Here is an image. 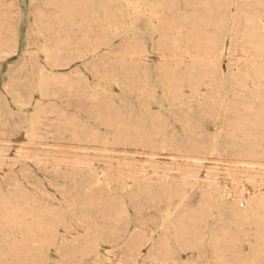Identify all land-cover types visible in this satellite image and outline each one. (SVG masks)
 Returning a JSON list of instances; mask_svg holds the SVG:
<instances>
[{"label":"rangeland","instance_id":"rangeland-1","mask_svg":"<svg viewBox=\"0 0 264 264\" xmlns=\"http://www.w3.org/2000/svg\"><path fill=\"white\" fill-rule=\"evenodd\" d=\"M0 137V264H264V0H0Z\"/></svg>","mask_w":264,"mask_h":264},{"label":"bare ground","instance_id":"bare-ground-1","mask_svg":"<svg viewBox=\"0 0 264 264\" xmlns=\"http://www.w3.org/2000/svg\"><path fill=\"white\" fill-rule=\"evenodd\" d=\"M169 2H170V1H169ZM154 5H155V6H152L153 8L157 7V4H154ZM166 5H167V3H166ZM163 6H164V5H163ZM156 9H157V8H156ZM164 9H165V8H164ZM164 9H162V10H164ZM162 10H161V11H162ZM168 10H169V9H168ZM171 10H172V9H171ZM154 11H155V9H154ZM173 11H174V9H173ZM158 12H159V11H158ZM163 13H164V11H163ZM132 15H133V14H132ZM167 15H168V14H166V16H167ZM121 16H122V15H121ZM153 16H154V15H153ZM156 17L159 18L158 15H157ZM167 17H168V16H167ZM167 17H166V18H167ZM131 18H132V17H131ZM150 18H152V17H150ZM158 18H157V19H158ZM129 19H130V18H129ZM170 19H172V18H170ZM55 20H56V19H55ZM119 20H120V18H119ZM154 20H155V19H154ZM167 20H168V19H167ZM173 20H175V19L173 18ZM135 21H136V20H135ZM156 21H157V20H156ZM159 21H160V19H159ZM159 21H158V22H159ZM162 21L164 22V20H162ZM122 22H124V20H122ZM129 22H130V21H129ZM149 22H151V21H148V23H149ZM158 22H157V23H158ZM160 22H161V21H160ZM163 22H162V23H163ZM169 22H170V21H169ZM169 22H167V23H169ZM148 23H147V24H148ZM167 23H166V24H167ZM171 23H172V22H171ZM128 24H129V23H128ZM131 24H132V23H131ZM133 24H134V23H133ZM159 24H160V23H159ZM164 24H165V23H164ZM150 25H153V24L151 23ZM159 26H160V25H159ZM114 27H115V26H114ZM185 27H186V26H185ZM119 28H120V27H119ZM161 28H164V27H161ZM166 28H167V27H166ZM171 28H172V25H171ZM152 29H153V27H152ZM158 29H159V27H158ZM168 29H169V28H168ZM155 30H156V29H155ZM162 30H163V29H162ZM169 30H170V29H169ZM203 30L206 31L205 29H203ZM203 30H202V31H203ZM258 30H259V29H258ZM114 31H115V30H114ZM167 31H168V30H167ZM152 32H153V31H152ZM154 32H155V31H154ZM114 33H115V32H114ZM116 33H117V32H116ZM118 33H119V32H118ZM118 33H117V34H118ZM158 33H159V32H158ZM161 33H162V31H161ZM205 33H206V32H205ZM96 34L98 35V33H96ZM152 34H153V33H152ZM159 34H160V33H159ZM162 34H163V33H162ZM84 35H85V34H84ZM100 35L102 36V33H100ZM118 35H119V34H118ZM163 35H164V34H163ZM205 35H208V34L206 33ZM93 36H94V35H92V37H93ZM95 36H96V35H95ZM113 36H115V35H113ZM159 36H160V35H159ZM165 36H166V35H165ZM181 36H182V35H181ZM97 37H98V36H97ZM97 37H95V38H97ZM99 37H100V36H99ZM203 37H204V36H203ZM205 37H206V36H205ZM207 37H208V36H207ZM211 37H212V36H211ZM83 38H84V37H83ZM88 38H89V37H88ZM90 38H91V36H90ZM95 38H93L92 40H94ZM108 38H109V37H107V39H108ZM115 38H116V37H115ZM253 38H254V37H253ZM85 39H86V38H84L83 41H84ZM104 39H105V38H104ZM196 39H197V37H195V39H194L195 42H196ZM202 39H203V38H202ZM202 39H200L199 41L202 42V41H201ZM57 40H58V39H57ZM197 40H198V39H197ZM203 40L206 42V40H208V39L205 38V39H203ZM256 40H259V39H255V42H256ZM102 41H103V40H102ZM102 41H101V42H102ZM260 41H261V40H260ZM260 41H259V42H260ZM55 42L58 43V41H55V39H54V43H55ZM96 42H97V41H96ZM106 42H107V41H106ZM108 42L110 43L111 40L108 41ZM179 42H180V41H179ZM189 42H190V41H189ZM189 42H188V44H189ZM191 42H193V41H191ZM262 42H263V41H262ZM60 43H61V45H62V41H61ZM88 43H89V41H88ZM92 43H93V42H92ZM63 44H64V43H63ZM80 44H81V43H80ZM80 44H79V45H80ZM93 44H95V42H94ZM98 44H99V42H98ZM98 44H97V45H98ZM178 44H179V43H178ZM180 44H182V43H180ZM185 44H187V43H185ZM57 45H58V44H57ZM82 45H83V44H82ZM82 45H80V46H82ZM86 45H88V44H86ZM100 45H101V44H100ZM59 46H60V45H59ZM62 46H63V45H62ZM84 46H85V45H84ZM88 46H89V45H88ZM98 46H99V45H98ZM98 46L95 45V46H93V48H94V47H95V48H96V47L98 48ZM102 46L105 47L104 43H103ZM115 46L117 47V44H116ZM124 46H125V48L127 47L125 44H124ZM124 46H123V47H124ZM128 46H129V45H128ZM180 46H181V45H180ZM190 46H191V45H190ZM210 46H211V45H210ZM212 46H213V45H212ZM214 46H215V45H214ZM53 47H54V46H53ZM86 47H87V46H86ZM182 47H184V46H182ZM192 47H193V46H192ZM194 47H195V46H194ZM194 47H193V48H194ZM197 47H198V45H197ZM200 47H201V44H200ZM200 47H199V48H200ZM215 47H216V46H215ZM83 48H84V47H83ZM91 48H92V47H91ZM203 48H204V47H203ZM211 48H212V47H211ZM87 49H89V48H87ZM186 49H187V48H186ZM195 49H198V48L195 47ZM195 49H194V50H195ZM200 49H201V48H200ZM205 49H206V48H205ZM205 49H204V50H205ZM207 49H210V48L207 47ZM223 49H224V45H222L221 47L219 46V48L217 47L216 50H217V51L219 50V51H220V54H221V52L223 51ZM253 49H254V48H253ZM55 50H57V49H55ZM61 50H62V49H61ZM63 50H64V48H63ZM63 50H62V53L65 51V50H64V51H63ZM67 50H68V49H67ZM71 50H72V49H71ZM71 50H70V51H71ZM77 50H78V49H77ZM82 50H83V49H82ZM82 50H79V51L81 52ZM85 50H86V49H85ZM85 50H84V51H85ZM92 50L94 51V49H92ZM115 50H116V49H115ZM115 50H114V52H115ZM118 50H119V49H118ZM128 50H129V49H128ZM139 50H140V49H139ZM210 50H211V49H210ZM214 50H215V49H214ZM214 50H212V51H213L214 54H215V51H214ZM53 51H54V50H53ZM74 51H75V50H74ZM79 51H78V52H79ZM96 51H97V50H96ZM120 51H121V50H120ZM198 51H199V50H198ZM200 51L203 52V49L200 50ZM60 52H61V51H60ZM68 52H69V51H68ZM85 52H86V51H85ZM91 52H92V51H91ZM94 52H95V51H94ZM114 52H113V53H114ZM123 52H124V51H123ZM127 52H128V51H126V53H127ZM140 52H141V51H140ZM185 52H187V51H185ZM185 52H184V53H185ZM193 52H194V51H193ZM206 52H207V51H206ZM56 53H57V52H56ZM65 53H66V52H65ZM65 53H64V54H65ZM113 53H111V54H113ZM209 53H210V52H209ZM58 54H59V53H58ZM73 54H74V53H73ZM75 54H76V53H75ZM89 54H90V53H89ZM186 54H187V53H186ZM186 54H185V55H186ZM194 54H195V53H194ZM196 54H197V53H196ZM207 54H208V52H207ZM222 54H223V53H222ZM222 54H221V56H222ZM53 55H54V53H53ZM105 55H106V54H105ZM198 55H200V53H198ZM202 55H203V54H202ZM60 56H61V55H60ZM77 56L82 57V56H84V55L81 56L80 54H77ZM99 56H100V55H99ZM194 56H195V55H194ZM194 56H193V57H194ZM212 56H213V55H212ZM61 57H62V56H61ZM61 57H60V58H61ZM68 57H69V56H67V58L65 57V58L67 59V61H68V59H69L70 57H72V55H71L69 58H68ZM74 57H75V56H74ZM198 57H200V56H198ZM203 57H204V56H203ZM206 57H207V56H206ZM214 57H215V55H214ZM214 57H213V58H214ZM56 58H57V57H56ZM60 58H59V59H60ZM84 58H85V57H84ZM210 58H211V57H210ZM217 58L221 60L222 57L220 58V57L217 55ZM66 59H65V60H66ZM71 59H72V61H73L74 58H70V62H71ZM76 59H77V58H76ZM76 59H75V60H76ZM80 59H81V58H80ZM82 59H83V58H82ZM116 59H117V58H116ZM191 59H192V61H193V58H192V57H191ZM55 60H57V59H55ZM65 60H64V61H65ZM78 60H79V58H78ZM194 60H195V58H194ZM208 60H209V59H208ZM59 61H60V60H59ZM61 61L63 62V60H61ZM196 61H197V60H196ZM198 61H199V59H198ZM202 61H203V59H202ZM216 61H217V60H216ZM216 61H215V62L213 61V64H214V65H215ZM55 62H56V61H55ZM62 62H61V65H62ZM68 62H69V61H68ZM90 62H91V61H90ZM205 62H206V61H204V63H205ZM210 62H211V61H210ZM56 63H57V62H56ZM58 63H59V62H58ZM91 63H92V62H91ZM91 63H90V65H91ZM63 64H64V63H63ZM68 64H69V63H68ZM193 64H194V62H193ZM195 64H197V63H195ZM195 64H194V65H195ZM199 64H200V63H199ZM206 64H207V63H205V65H206ZM95 65H96V64H95ZM201 65H203V64H201ZM87 66H88V65H87ZM93 66H94V64H93ZM56 67H57V65H56ZM88 67L90 68V66H88ZM197 67H198V66H197ZM213 67H214V66H213ZM83 68H84V67H83ZM91 68H92V67H91ZM194 68H195V67H194ZM203 68H204V67H202V69H203ZM215 68H216V67H215ZM84 69H86V68H84ZM92 69H93V68H92ZM94 69H95V66H94ZM195 69H196V68H195ZM208 69H209V68H208ZM86 70H87V69H86ZM198 70H199V69H198ZM198 70H197V71H198ZM200 70H201V68H200ZM203 70H204V69H203ZM213 70H214V69H213ZM87 71H88V70H87ZM92 71H93V70H92ZM209 71H210V70H209ZM211 71H212V70H211ZM77 72H78V71H77ZM88 72H89V71H88ZM200 72H201V71H200ZM200 72H199V73H200ZM81 73H82V72H81ZM204 73H205V72H204ZM210 73H211V72H210ZM214 73H215V72H214ZM199 75H200V74H199ZM199 75H195V76L198 77ZM204 75H205V74H204ZM81 76H82V75H81ZM195 76H194V77H195ZM200 76H201V75H200ZM202 76H203V74H202ZM205 76L208 77V75H205ZM82 77H83V76H82ZM92 77H93V76H92ZM197 77H195V79H196ZM203 77H204V76H203ZM203 77H202V78H203ZM191 78H192V77H191ZM202 78L200 77V79H202ZM204 78H205V77H204ZM192 79H193V78H192ZM197 79H198V78H197ZM197 79H196V80H197ZM83 80H84V78H83ZM83 80H82V81H83ZM198 80H199V79H198ZM205 80H206V79H205ZM84 81H85V80H84ZM84 81H83V82H84ZM193 81H194V80H193ZM210 81H211V80H210ZM195 82H196V81H195ZM211 82H213V81H211ZM196 83H197V82H196ZM193 84H194V83H193ZM195 85H196V84H195ZM212 85H213V84H212ZM87 87H88V86H87ZM191 87H192V85H191ZM194 90H195V89H194ZM179 95H180V93H179ZM211 95H212V94H211ZM211 95H210V96H211ZM202 96H203V95H202ZM177 98H178V97H177ZM212 98H213V97H212ZM211 101H212V100H210V102H211ZM201 102H202V101H201ZM210 106H211V105H210ZM145 107H146V106H145ZM198 107H199V106H198ZM204 107H205V109H206V106H204ZM200 108H201V106H200ZM208 108H209V107H208ZM212 108H213V106H212ZM145 109H146V108H145ZM205 109H204V111H207V110H209L210 108L207 109V110H205ZM202 112H203V111H202ZM203 113H205V112H203ZM211 113H212V112H211ZM211 113H210V114H211ZM207 114H208V112H207ZM207 114H206V115H207ZM212 114H213V113H212ZM212 114H211V115H212ZM68 115H69V114H68ZM204 115H205V114H204ZM215 115H216V114H215ZM215 115L213 116L214 118H215ZM69 116H70V115H69ZM69 118H70V117H69ZM74 118H76V117H74ZM74 118H73V119H74ZM204 118H205V117H204ZM70 119H71V118H70ZM73 119H72V120H73ZM208 119H209V118H208ZM75 120H76V119H75ZM89 120H90V119H89ZM215 120H216V119H215ZM199 121H200V120H199ZM208 121H209V120H208ZM212 121H214V120H212ZM76 122H77V121H76ZM78 122H79V121H78ZM93 122H94V121H93ZM109 122H111V121H109ZM109 122H108V124H109ZM125 122H126V121H125ZM127 122H128V121H127ZM127 122H126V124H127ZM71 123H72V122H71ZM113 123H114V121H113ZM128 123H129V122H128ZM106 124H107V123H106ZM114 124H115V123H114ZM122 124H123V123H122ZM210 124H211V122H210ZM78 125H79V124H78ZM86 125H87V124H86ZM110 125H111V124H109V126H110ZM12 126L15 127L13 124H12ZM12 126H11V127H12ZM84 126H85V125H84ZM96 126H97V125H96ZM107 126H108V125H107ZM109 126H108V127H109ZM113 126H114V125H113ZM123 126H124V124H123ZM125 126H127V125H125ZM125 126H124V128H125ZM128 126H129V125H128ZM221 126H222V125H221ZM78 127H79V126H78ZM104 127H105V126H104ZM110 127H111V126H110ZM217 127H218V126H217ZM4 128H5V127H4ZM34 128H35V127H34ZM80 128H81V127H80ZM83 128H84V127H83ZM93 128H95V127H93ZM112 128H113V127H112ZM126 128H127V127H126ZM126 128H125V129H126ZM212 128H214V127H212ZM1 129H2V127H1ZM6 129H7V128H6ZM8 129H9V127H8ZM76 129H77V127H76ZM81 129H82V128H81ZM89 129H90V128L88 127L87 130H89ZM4 130H5V129H4ZM13 130H14V132H15V129H14V128H13ZM13 130H12V131H13ZM71 130H72V129H71ZM78 130H79V128H78ZM87 130H86V131H87ZM113 130H114V129H113ZM118 130H119V129H118ZM8 131H9V130H8ZM17 131H18V130H17ZM23 131H24V130H23ZM74 131H75V130H73V134H74ZM83 131H84V130H83ZM121 131H123V130H121ZM204 131H205V130H204ZM3 132H4V131H3ZM24 132H25V131H24ZM75 132H76V131H75ZM77 132H78V131H77ZM77 132H76L75 134H77ZM89 132H90V131H89ZM107 132H108V131H107ZM115 132H116V131H115ZM81 133H82V132H81ZM117 133H119V132H117ZM20 134H22V133H20ZM104 134H105V133H104ZM106 134H107V133H106ZM80 135H81V134H80ZM83 135H84V134H83ZM95 135H96V134H95ZM108 135H109V134H108ZM87 136H88V134H87ZM90 136H91V135H90ZM92 136H93V134H92ZM121 136H123V135H121ZM1 137H2V136H1ZM1 137H0V138H1ZM118 137H119V136H118ZM123 137H124V136H123ZM89 138H90V137H89ZM97 138H99V137L97 136L96 139H97ZM80 139H81V138H80ZM86 139H87V138H86ZM93 139H94V136H93ZM101 139H102V138H101ZM118 139H119V138H118ZM118 139L116 138V140H118ZM125 139H126V138H125ZM127 139H128V138H127ZM2 140H4V139H2ZM79 141H80V140H79ZM84 141H85V139H84ZM84 141H83V142H84ZM89 141H91V138H90ZM94 141H95V140H94ZM120 141H121V140H120ZM128 141H129V140H128ZM6 142H7V141H6ZM97 142L100 143L99 140H98ZM116 142H117V141H116ZM129 142H130V141H129ZM81 143H82V141H81ZM85 143H86V142H85ZM85 143H83V144H85ZM93 143H95V142H93ZM120 143H121V142H120ZM122 143H123V142H122ZM88 144H90V142H89ZM131 144H132V143H131ZM76 145H77V144H76ZM91 145H92V144H91ZM96 145H97V143H96ZM117 145H119V144H117ZM127 145H128V143H127ZM133 145H134V144H133ZM80 148H81V147H80ZM85 148H86V147H85ZM132 153H133V152H132ZM0 154H1V153H0ZM114 155H115V154H114ZM0 156H1V155H0ZM187 158H188V157H187ZM195 161H196V159H195ZM79 163H80V162H79ZM88 165H89V164H88ZM88 165H86V168H87ZM80 166H81V165H80ZM84 167H85V166H84ZM88 167H92V166H88ZM112 167H113V166H112ZM92 168H93V167H92ZM96 168H97V167H96ZM108 168L110 169L109 166H108ZM113 168H114V167H113ZM87 169H88V168H87ZM113 170H114V169H113ZM120 170H122V169H120ZM88 171H89V173H91L89 169H88ZM91 171H92V170H91ZM114 171H115V170H114ZM118 171H119V170H118ZM132 171H134V170H132ZM143 171H145V172L147 173V170H142L141 172H143ZM151 171H153V174L155 173L154 170H151ZM151 171H150V172H151ZM86 172H87V171L83 172V173H84V174H83L84 176H85ZM123 172H124V171H123ZM127 172H128V170H127ZM135 172H136V171H135ZM156 172H157V171H156ZM159 172H160V171H159ZM168 172H169V171H168ZM173 172H174V171H173ZM94 173H95V172H94ZM94 173H93V174H94ZM108 173H110V172H108ZM115 173H116V172H115ZM148 173H149V172H148ZM164 173H165V172H164ZM81 174H82V173H81ZM81 174H80V175H81ZM91 174H92V173H91ZM97 174H99L98 171H97ZM102 174H103V173H101V175H102ZM121 174H122V173H121ZM140 174H141V173H140ZM151 174H152V172H151ZM155 174H156V173H155ZM181 174H183V173H181ZM184 174H185V173H184ZM95 175H96V174H95ZM95 175H92V176H95ZM107 175H109V174H107ZM107 175H106V176H107ZM112 175H113V174H112ZM163 175H164V174H163ZM179 175H180V174H179ZM185 175H186V174H185ZM81 176H82V175H81ZM81 176H80V177H81ZM119 176H120V175H119ZM144 176H145V174H144ZM148 176H149V174H148ZM148 176H147V177H148ZM160 176H161V175H160ZM164 176H165V175H164ZM164 176H163V177H164ZM187 176H188V175H187ZM187 176H186V177H187ZM63 177H64V176H63ZM66 177H67V176H66ZM78 177H79V176H78ZM78 177H75V178L78 179ZM87 177L89 178V177H91V175H90V176L87 175ZM102 177H103V175H102ZM175 177H176V176H175ZM181 177H182V176H181ZM183 177H185V176H183ZM69 178H70V177H69ZM69 178H67V182H68V180H70V182H71L72 179H69ZM71 178H73V177H71ZM88 178H87V179H88ZM93 178H94V177H92L91 179L93 180ZM113 178H114V177H113ZM115 178H117V177L115 176ZM120 178H122V177H120ZM131 178H132V177H131ZM157 178H158V177H157ZM179 178H180V176H179ZM187 178L189 179V177H187ZM190 178H191V177H190ZM62 179H63V178H62ZM73 179H74V178H73ZM81 179H82V178H80V180H81ZM85 179H86V178H85ZM96 179H97V178H96ZM98 179H99V178H98ZM102 179H103V178H102ZM102 179H101V181L104 180V179H103V180H102ZM109 179H110V177L108 178V180H109ZM122 179H123V178H122ZM122 179H121V180H122ZM142 179H143V178H142ZM148 179H150V178H148ZM148 179H146V180H148ZM160 179H161V178H160ZM160 179H159V180H160ZM80 180H79V181L76 180V181H78V182L80 183ZM88 180H89V179H88ZM108 180H106V181H108ZM113 180H114V179H113ZM118 180H120V179H118ZM125 180H126V179H125ZM132 180H133V179H132ZM146 180H144V181H146ZM156 180H157V179H156ZM164 180H165V179H164ZM166 180H167V179H166ZM170 180H171V179H170ZM172 180H174V179H172ZM64 181H65V180H64ZM74 181H75V180H74ZM81 181H82V180H81ZM94 181H95V180H94ZM104 181H105V180H104ZM110 181H111V180H110ZM110 181H109L108 183H110ZM115 181H116V180H115ZM139 181H140V180H139ZM141 181H142V180H141ZM152 181H154V180H152ZM157 181H158V180H157ZM175 181H176V180H175ZM175 181H174V182H175ZM182 181H183V180H182ZM78 182H76V184H78ZM86 182L88 183V181H86ZM111 182H112V181H111ZM116 182H117V181H116ZM116 182H114V183H116ZM120 182H121V181H120ZM130 182H132V181H130ZM146 182H147V181H146ZM146 182H144V183H141V182H140L141 184H143L142 187L144 186V188H145V185H144V184H147ZM169 182H170V181H169ZM174 182H173V183H174ZM176 182H177V181H176ZM180 182H181V181H180ZM180 182H179V184H180ZM72 183H73V181H72ZM95 183H96V181H95ZM102 183H103V182H102ZM102 183H101V185H102ZM108 183H107V184H108ZM150 183H151V182H150ZM156 183H157V182H156ZM158 183H159V182H158ZM158 183H157V184H158ZM166 183H167V182H166ZM73 184H75V183H73ZM73 184H72V185H73ZM89 184H90V182H89ZM92 184H93V182H92ZM92 184H91V185H92ZM107 184L105 183V185H107ZM110 184H112V183H110ZM123 184H124V183H123ZM123 184H122V185H123ZM126 184H128V183H126ZM135 184H137V181L135 182ZM141 184H140V185H141ZM151 184H155V183L153 182V183H151ZM161 184H162V183H161ZM175 184H176V183H174V186H175ZM57 185H58V184H57ZM65 185H66V184H65ZM103 185H104V184H103ZM108 185H109V184H108ZM116 185L119 186L118 184H116ZM128 185H129V184H128ZM131 185H132V184H131ZM131 185H130V186H131ZM158 185H159V184H158ZM164 185H165V183H164ZM166 185H167V184H166ZM168 185H169V184H168ZM168 185H167V187H168ZM171 185H172V184H171ZM171 185H170V186H171ZM77 186H78V185H77ZM99 186H100V185H99ZM117 186H116V187H117ZM130 186H129V187H130ZM138 186H139V183H138V185H136V187L138 188ZM146 186H148V185H146ZM149 186H150V185H149ZM151 186L153 187V185H151ZM156 186H157V185H156ZM184 186H185V185H184ZM205 186H206V185H205ZM207 186H208V185H207ZM59 187H60V186H59ZM84 187H85V186H84ZM84 187H83V189H84ZM87 187H91V186H88V184H87ZM103 187H104V186H103ZM106 187H108V186H106ZM110 187H111V185H110ZM122 187H123V186H122ZM122 187H121V188H122ZM131 187H132V186H131ZM157 187H158V186H157ZM165 187H166V186H165ZM175 187H176V186H175ZM175 187H173V185H172L171 189L174 188V189L176 190ZM180 187H181V185H180ZM180 187H179V188L177 187V188H178V191H179V189H182V188H180ZM208 187H209V186H208ZM208 187H207V188H208ZM213 187H215V186H212V188H213ZM66 188H68V187H66ZM71 188L73 189V187H71ZM96 188H97V186H96ZM99 188H100V187H99ZM104 188H105V187H104ZM111 188H113V189H109V190H114L115 187H111ZM119 188H120V187H119ZM127 188H128V187H126V189H127ZM139 188H140V187H139ZM144 188L141 189V190H144ZM150 188H151V187H150ZM158 188L161 189V187H158ZM187 188L189 189V187H187ZM243 188H244V187H243ZM60 189H61V188H60ZM81 189H82V188H81ZM123 189H124V188H123ZM145 189H146V188H145ZM148 189H149V187H148ZM188 189H187V190H188ZM201 189H202V188H201ZM64 190H65V189H64ZM64 190H63V191H64ZM66 190H67V189H66ZM69 190H70V188H69ZM69 190H68V191H69ZM75 190H77V189H75ZM99 190H100V191H101V190L103 191V188H102V189H99ZM104 190H105V189H104ZM107 190H108V188H107ZM132 190H133V189H132ZM137 190H138V189H137ZM150 190H151V189H150ZM190 190H191V189H190ZM59 191H60V190H59ZM61 191H62V190H61ZM68 191H67V192H68ZM78 191H79V190H78ZM100 191H99V192H100ZM119 191H121V190H119ZM119 191H118V192H119ZM124 191H125V190H124ZM124 191H123V192H124ZM129 191H130V190H129ZM152 191H153V189H152ZM206 191H207V190L205 189L204 192L207 194ZM208 191H209V190H208ZM65 192H66V191H65ZM65 192H64V193H65ZM72 192H73V191H72ZM99 192H98V193H99ZM103 192H104V191H103ZM109 192H110V191H109ZM133 192H134V191H133ZM182 192H183V191H182ZM187 192H188V191H187ZM70 193H71V192H70ZM96 193H97V192H96ZM116 193H117V191H116ZM125 193H126V191H125ZM130 193H131V191H130ZM173 193H175V192H173ZM200 193H201V192H200ZM61 194H62V193H61ZM68 194H69V193H68ZM74 194H75V192H74ZM105 194H106V195L108 194L107 191H106ZM122 194H123V193H122ZM126 194H128V193H126ZM169 194H171V193H167V194H166V191H165V195L169 196ZM210 194H211V193H210ZM210 194H209V195H210ZM72 195H73V194H72ZM106 195H105V196H106ZM115 195H116V194H115ZM180 195H181V194H180ZM203 195H204V194H203ZM209 195H207V196L209 197ZM68 196H69V195H68ZM100 196H101V195H100ZM163 196H164V195H163ZM177 196H178V195H177ZM160 197H161V196H160ZM178 197H179V196H178ZM208 197H207V198H208ZM64 198H65V197H64ZM169 198H170V196H169ZM176 199H177V198H176ZM205 199H206V198H205ZM65 203H67V202H65ZM65 205H66V204H65ZM67 206H68V205H67ZM61 211H62V208H61ZM59 214H60V213H59ZM186 217H187V216H186ZM198 217H199V216H198ZM198 217H197V218H196V217H193V218H194V219H195V218L198 219ZM190 218H191V217H190ZM199 218H200V217H199ZM173 219H174V218H173ZM178 219H179V218H178ZM184 219H186L185 216H184ZM188 219H189V218H188ZM191 219H192V218H191ZM191 219H190V220H191ZM196 219H195V220H196ZM180 220H181V219H180ZM198 220H199V219H198ZM175 221H176V219H175ZM187 221L189 222V220H187ZM191 222L193 223V225H194V223H196V222H194V220H192ZM180 223H182V222H180ZM182 224H183V223H182ZM182 224H181V225H182ZM189 224H190V223H189ZM196 224H197V223H196ZM196 224H195V225H196ZM88 225H89V224H88ZM181 225H180L179 227H181ZM184 225H186V224H184ZM184 225H183V226H184ZM56 226H58V225H56ZM90 226H91V225H90ZM90 226H89V227H90ZM186 226H187V225H186ZM190 226H192V225H190ZM197 226H198V225H197ZM66 227H68V226L66 225ZM56 228H57V227H56ZM181 228H182V227H181ZM186 228H188V226H187ZM194 228H196V226H194ZM63 229H64V228H63ZM189 229H190V228H189ZM191 229H192V228H191ZM191 229H190V230H191ZM70 230H71V229H70ZM185 230H186V229H185ZM185 230H184V233H185ZM191 231H192V230H191ZM186 232H187V231H186ZM188 232H190V231H188ZM188 232H187V234H188ZM192 232H193V231H192ZM192 232H191V233H192ZM55 233H56V232H55ZM192 234H193V233H192ZM194 234H195V233H194ZM194 234H193V235H194ZM56 235H57V234H56ZM70 235H71V234H70ZM162 236H163V235H162ZM164 236H165V235H164ZM185 236H186V235H185ZM55 237H56V236H55ZM71 237H72V236H71ZM62 238H63V237H62ZM62 240H64V239H62ZM62 240H61V241H62ZM65 241H66V240H65ZM65 241H64V242H65ZM54 242H55V241H54ZM128 242H129V241H128ZM130 242H131V241H130ZM130 242H129V243H130ZM62 243H63V242H62ZM193 245H194V244H193ZM96 246H97V245H96ZM97 247H98V246H97ZM197 247H198V246H197ZM94 248H95V247H94ZM188 248H190V247H188ZM131 249H132V248H131ZM135 249H136V248H135ZM192 249H193V248H192ZM129 250H130V249H129ZM186 250H187V248H186ZM62 251H63V250H62ZM127 251H128V250H127ZM130 251H131V250H130ZM134 251H135V250H134ZM58 253H59V252H58ZM58 253H57V254H58ZM135 253H136V252H135ZM164 253H165V252H164ZM164 253H163V254H164ZM170 253H171V252H170ZM170 253H169V254H170ZM60 254H61V253H60ZM60 254H59V255H60ZM126 254H127V253H126ZM128 254H129V252H128ZM131 254H132V253H131ZM165 254H166V253H165ZM173 254H174V253H173ZM175 254H176V253H175ZM62 255H63V254H62ZM62 255H61V256H62ZM133 255H135V254H133ZM166 255H167V254H166ZM166 255H165V257H166ZM177 255H178V254H177ZM61 256H59V257H61ZM97 256H98V255H97ZM127 256H128V255H127ZM130 257H131V255H130ZM156 257H157V255H156ZM162 257H163V255H162ZM62 258H63V257H61V262H62ZM95 258H96V257H95ZM163 258H164V257H163ZM179 258H180V257H179ZM167 259H169V257H167ZM167 259H165V260H167ZM157 260H158V259H157ZM159 260H161V258H160ZM165 260H164V261H165ZM167 261H168V260H167ZM169 261H170V260H169ZM155 262H157V261H155ZM162 262H163V261H162ZM78 264H79V263H78Z\"/></svg>","mask_w":264,"mask_h":264}]
</instances>
